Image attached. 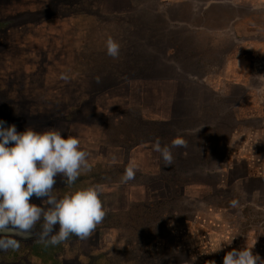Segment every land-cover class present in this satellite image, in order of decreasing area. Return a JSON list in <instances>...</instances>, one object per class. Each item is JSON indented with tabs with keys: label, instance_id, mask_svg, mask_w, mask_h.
<instances>
[{
	"label": "rangeland",
	"instance_id": "rangeland-1",
	"mask_svg": "<svg viewBox=\"0 0 264 264\" xmlns=\"http://www.w3.org/2000/svg\"><path fill=\"white\" fill-rule=\"evenodd\" d=\"M141 2L144 6L134 9L135 14L160 15L157 9L156 13L150 7L154 5L153 0H136L137 4ZM179 2L176 6L166 3L167 13L164 14L193 18L195 22V25L187 26V31L181 26L179 35L175 30L169 41L174 45L173 58L181 70L183 83H186L182 89L185 100L179 104L180 126L204 122V127L192 136L181 137L191 148L193 139L205 136L208 161L213 162L227 140L230 154L225 169L228 167V172L223 178L208 172L201 175L198 169L189 167L193 163L191 159L182 161L183 166L165 168L166 179L172 180L174 176L180 183L150 184V179L136 174L132 181H143L148 186L145 198L125 200L126 192L118 187L105 199V191H112L105 187V197L101 196V199L105 208L118 212L131 210L142 202L153 206L162 203V208L149 214L143 213L141 207L135 208L129 217L134 227L117 232L118 249L131 248V252L143 256L136 264H179L187 261V257H193V263L186 264H209L210 261L223 264L227 252L254 243L253 254L264 259V0ZM66 10L76 13L80 7L75 5ZM39 26L37 24L36 28L41 30ZM37 41L40 45L45 44L44 38ZM126 52L127 49L121 47L119 57L115 58L118 79L125 70L126 58H129ZM39 54V51L31 52L36 61H39ZM99 59L102 65L114 60L104 52ZM150 59H157V56ZM203 70L211 75L212 81L210 89L199 94L193 82ZM99 73L107 74L106 70ZM104 77L108 79V75ZM198 95L204 100L201 105L204 114L200 118L193 114ZM150 129L155 130L154 127ZM242 175L244 178L240 177ZM187 179L206 182L208 187L200 189L196 198L185 197L180 192ZM233 199L239 200L235 208L230 206ZM135 214L141 217L137 218ZM120 218L124 222V214ZM102 232L103 242L110 243L108 233ZM114 233L115 230L111 234ZM230 239L231 243H228ZM219 246L220 250H217Z\"/></svg>",
	"mask_w": 264,
	"mask_h": 264
},
{
	"label": "crops",
	"instance_id": "crops-1",
	"mask_svg": "<svg viewBox=\"0 0 264 264\" xmlns=\"http://www.w3.org/2000/svg\"><path fill=\"white\" fill-rule=\"evenodd\" d=\"M76 2L80 11L76 13L67 11L58 21L62 24L61 28L64 27L65 33L61 30V36L58 37L59 30L50 25L44 38L45 44H41L44 45L48 59L55 51L67 55L69 48L73 54L69 60L68 58L66 60L67 70L69 65L75 64L78 74L75 81L74 79L66 81L65 95L72 96L79 114L75 117L76 120L69 121L66 136L79 138L81 148L90 153L88 157L90 164L99 169L112 167L116 175L120 174L115 179L116 183L111 185L106 184L105 180L98 181L103 188L112 190L108 193L105 191L106 197L103 191V198L111 196L118 187L126 192L125 200L146 197L148 194L146 182L120 183V177L124 173L121 171H124L131 162L138 164L136 174L140 178L150 179V184L180 183L174 176L172 180H167L168 177L164 174L165 168L183 166L182 161L191 159L193 163L189 167L198 169L199 174L215 173L218 178H223L228 172V167L225 169V166L230 154L227 140L221 145L215 162L208 161L209 149L206 143L208 141L201 135L200 138L192 140L191 148H174L172 150L174 162L169 166L164 165L160 153L155 152L152 147L157 138L162 146H170L176 137L192 136L204 127L202 121L189 127L180 126L179 104L185 100L182 89L186 83H183L181 70L173 58L174 45L169 41L175 35V30L179 35L181 28L184 27L183 30L187 31V26L195 25V22L193 18L184 19L165 15L167 11L164 8L166 3L175 5L186 1L153 0L154 5L150 7L157 9L160 15L135 14L134 9L144 6L142 2L137 4L136 0H77ZM154 12L157 13L156 10ZM109 37L119 41L121 47L127 49L125 54L129 57L125 60V70L120 74L119 79L116 75L115 59L103 65L99 59L102 52L107 53L104 49ZM35 45L42 48L39 43ZM153 56H157V59L151 61L150 57ZM105 70L106 75L99 73ZM107 75L108 79L104 77ZM194 75L197 77L196 74ZM97 77L100 79L99 83L96 82ZM211 81V75L208 76L203 70L197 81L192 82L200 94L210 89ZM195 103L193 114L197 117L203 116L202 96L198 95ZM151 127L155 130H151ZM240 177L244 178V175ZM205 183L198 180H184L180 193L188 198H196L200 189H207ZM123 191L121 192L124 194ZM122 197L123 195L118 199L121 201ZM189 262L193 263V257H187V261L178 263Z\"/></svg>",
	"mask_w": 264,
	"mask_h": 264
},
{
	"label": "flooded vegetation",
	"instance_id": "flooded-vegetation-1",
	"mask_svg": "<svg viewBox=\"0 0 264 264\" xmlns=\"http://www.w3.org/2000/svg\"><path fill=\"white\" fill-rule=\"evenodd\" d=\"M76 1L0 0V120L6 122L5 126L14 124L18 132L29 127L38 132L54 128L66 137L69 121L76 120L79 114L76 103L72 96L65 95L67 84L60 79L61 73H65L69 81H75L78 74L75 64L69 65L67 70L66 60L73 55L70 48L67 55L55 51L49 54L48 59L44 48L35 45L37 39L45 38L51 26L59 30L58 37L61 36V30L65 33L58 21L66 15L67 10L62 11L63 8L75 4L78 6ZM37 24L41 25V30L36 28ZM32 51H39V61L31 55ZM117 175L111 168L99 169L92 165V170L82 173L71 186L64 182L63 177L57 176L53 193L63 197L67 193L98 184V180H105L106 184L111 185L116 183ZM30 203L40 206L42 201L33 196ZM105 210L106 217L88 239L80 240L73 236L58 246H45L36 239L22 240L18 251H0V264L140 263L142 255L131 252V248L118 249V230L134 227L129 218L131 210ZM122 214L124 222L120 218ZM113 230L115 233L111 234ZM102 231L108 233L110 243L103 242Z\"/></svg>",
	"mask_w": 264,
	"mask_h": 264
},
{
	"label": "clouds",
	"instance_id": "clouds-1",
	"mask_svg": "<svg viewBox=\"0 0 264 264\" xmlns=\"http://www.w3.org/2000/svg\"><path fill=\"white\" fill-rule=\"evenodd\" d=\"M120 48L119 42L108 38L109 56L118 58ZM60 79L68 81L69 76L61 73ZM96 82H100L99 77ZM5 124L0 120V251H18L21 241L29 239L45 246H58L73 236L88 239L107 214L101 199L103 185L93 184L63 197H57L53 189L57 176L71 186L82 173L90 172V153L81 148L79 138L64 137L60 130L38 132L29 127L18 132L14 124ZM152 147L169 166L174 162L172 150L186 148L187 141L178 136L170 146H162L157 138ZM137 169L136 162L129 163L120 183L134 180ZM33 196L41 199L40 206L30 203ZM238 205L237 199L230 202L231 207ZM254 244L227 252L223 264H264L259 254H253Z\"/></svg>",
	"mask_w": 264,
	"mask_h": 264
},
{
	"label": "trees",
	"instance_id": "trees-1",
	"mask_svg": "<svg viewBox=\"0 0 264 264\" xmlns=\"http://www.w3.org/2000/svg\"><path fill=\"white\" fill-rule=\"evenodd\" d=\"M118 175H119V173H117ZM117 175V176H118ZM182 185V184H181ZM162 203H160V202H158V204L156 205V206H153L152 204H149V203H138V204H135L132 208H131V213H133V211L135 210V208H143V213H147V214H149L152 210H155V209H160V208H162V205H161ZM147 206V207H146ZM130 213V212H129ZM135 216H137V218L138 217H141V216H139V215H136L135 214ZM136 218V219H137ZM135 219V220H136ZM153 219V218H152Z\"/></svg>",
	"mask_w": 264,
	"mask_h": 264
}]
</instances>
